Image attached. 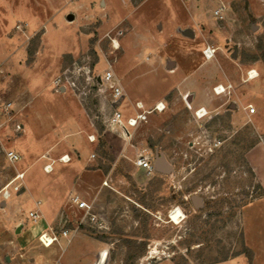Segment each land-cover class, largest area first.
Listing matches in <instances>:
<instances>
[{"label": "rangeland", "instance_id": "1", "mask_svg": "<svg viewBox=\"0 0 264 264\" xmlns=\"http://www.w3.org/2000/svg\"><path fill=\"white\" fill-rule=\"evenodd\" d=\"M183 1L196 9L201 4L0 0V264H55L63 250L85 248L98 250L86 264H95L100 252H106L104 264H264V88L257 105L254 87L246 85L251 71V78L260 76L257 65L264 70V0H219L236 27L223 48L226 58L239 72L246 68L245 81L235 83L242 102L228 94L219 113L199 116L170 90L163 111L148 114L134 135L117 138L103 131L108 90L83 70L73 72L89 66L92 76L111 68L128 93L122 108L132 113L140 92L153 97L172 80L129 78L123 72L128 57L138 63L146 40L186 37L180 31L192 28L189 22L168 32L162 26L189 17ZM63 71L77 83L59 90L54 80ZM61 102L71 106L76 123H67ZM250 106L255 111L248 116ZM7 150L19 159L9 161ZM137 151L147 154L152 174L135 165ZM70 192L91 204L94 219L70 204ZM34 209L36 221L28 215ZM175 209L178 222L170 218ZM50 228L81 233L83 246L78 239L68 245L61 235L43 245L39 235Z\"/></svg>", "mask_w": 264, "mask_h": 264}, {"label": "crops", "instance_id": "2", "mask_svg": "<svg viewBox=\"0 0 264 264\" xmlns=\"http://www.w3.org/2000/svg\"><path fill=\"white\" fill-rule=\"evenodd\" d=\"M218 1L219 0H201V4L197 9L194 8L193 5H190L189 3L183 1V6L185 5L186 9L188 10L187 12L189 13V17L178 15L175 16V18L172 20L168 21L167 19L165 23L162 24V26H164V30L168 32L172 31L173 28L175 29L177 27H181L180 25H182L183 23L189 22L192 28H185L180 31L181 34L186 37L180 38L181 35L176 33L174 34L176 38L172 41L167 40V35H163L159 39L156 38L155 41L146 40V42L142 44H144V47H146L147 49L142 50V56L137 59L139 61L138 63H134V61L132 60V55L131 57H128V65L126 69L123 70V72L129 78L135 79L139 77H149L151 75H155L158 78H161V75H163L164 78L167 77L168 80H172L169 87H166L165 89V86L163 88L159 87V93L153 97H149L140 92L141 97L134 100L133 109L134 104L137 101H140L143 104L144 108H151L156 102L161 101L165 104L166 108L164 95L170 90H176L178 91V93H181L186 99L188 106L194 111L201 108L199 110L204 111L202 115H208V113L211 111L219 113L220 109L224 107V97L228 94H234L236 102H242V93L238 91L235 83H239L240 78L244 79L245 81L244 70L246 68L242 69V71L239 72L237 68L226 58L227 56L223 48H225V46L227 45L226 41L232 39L231 32H235L236 27L230 28V24L227 23V21H229L228 16L230 15V12L227 9L228 7L226 1H219L220 4H218V6L213 11L211 10V4L217 3ZM203 2L209 4L206 7V10H201V5ZM251 11L253 13H256L257 15L259 13L258 8L255 6H252ZM150 13L153 14L154 11L148 12L147 16L149 18L152 17L149 15ZM214 17L223 19L224 24L219 25L217 24V22H213ZM174 24L177 25L174 26ZM143 26L146 30H149V25L146 26L143 24ZM201 26H203L204 28ZM141 34L144 35L145 33ZM206 47H209V49L215 48L211 56L204 55L203 50ZM61 51L62 50H60L58 53H60ZM153 51H156V53L154 55H149V53H152ZM133 64L138 66L134 68L135 66ZM164 65L168 69H171V71L162 72L160 69ZM256 69L260 73V76H258V78H247L246 85L254 87L255 92L257 93V96H254V100H256L257 102H255L257 103V105H259V102H261V96H258V94H261V91L264 88V70L260 65H257ZM115 76L118 78L116 74ZM218 85L220 87H223L224 90L215 91L214 87ZM122 87L126 96V94L128 93L123 85ZM218 100H220V102H218ZM146 101L151 103H147ZM60 104V109L64 112V116L67 118V123H76V119H74L70 114L69 107L71 106L66 102H61ZM231 106L232 108H234V104H231ZM198 111H196L195 114H197ZM254 111L250 112L247 108L246 115L250 116L254 113ZM134 132L135 130L132 131L133 135ZM90 134L95 136L93 133ZM83 152L84 155L82 158L86 159L87 153L85 154V151ZM138 153L145 154V152L137 151L135 156ZM72 193L74 192H70L69 196ZM34 210L38 212V209ZM81 236V233H77V231H74V233H72L71 235L68 232V234L63 237H66L68 239V245L71 244L74 239H78L80 241V244L83 246L84 242L82 241ZM99 247L100 246L98 244L93 245L94 249H97ZM93 251L97 252L98 250H88L87 248L77 251L63 250L60 263L86 264L87 262L85 261L89 260L88 256L89 254L93 255Z\"/></svg>", "mask_w": 264, "mask_h": 264}, {"label": "built area", "instance_id": "3", "mask_svg": "<svg viewBox=\"0 0 264 264\" xmlns=\"http://www.w3.org/2000/svg\"><path fill=\"white\" fill-rule=\"evenodd\" d=\"M203 53L205 56H211L213 53V49H209V47H206L203 50ZM77 69L78 70H73V72L75 71V73H78L79 75V72L83 70V73L87 78L94 80L97 85L103 86L106 90H108L109 113L102 119L103 131L114 135L117 138L122 139L129 137L132 134V131L139 124L146 121L148 114L153 111H162L165 108V104L161 101L156 102L151 108H144L143 104L140 101H137L134 104L133 112L130 114H126L122 108L123 101L125 99V93L119 79L115 76L111 68H108L101 73H94L92 74V76L90 74L91 71L89 66H82ZM76 83L75 81L69 79L65 71H63L62 74L54 80V84L58 87L59 90H65L67 87L76 85ZM218 88H220L219 85L215 86L214 90L217 91ZM222 89L224 90V88ZM248 109L250 112L254 111V108L252 106H250ZM89 139L94 140V136L90 135ZM5 154L6 158L11 162L19 159V155L13 150H7ZM134 163L137 167L144 169L149 174H152L154 172V166L151 165L150 159L148 158L147 154L138 153L136 155ZM49 167L50 164L46 165L45 169ZM69 202L78 210H82L85 213L91 214V204H89L80 193H72L69 196ZM28 215L34 221L38 220L39 218V213L36 210H31ZM94 217V214H91V219H94ZM67 234V229H62L60 231V234H57L55 231H53L52 228H50L49 231L40 233L39 241L43 245L48 246L51 243L58 241V237L60 235L66 236ZM55 264L60 263L56 262Z\"/></svg>", "mask_w": 264, "mask_h": 264}, {"label": "water", "instance_id": "4", "mask_svg": "<svg viewBox=\"0 0 264 264\" xmlns=\"http://www.w3.org/2000/svg\"><path fill=\"white\" fill-rule=\"evenodd\" d=\"M66 19L71 21L74 19V15L72 13H68L66 14ZM99 80V78H98ZM156 168H158L159 170H164V167L161 165V162L159 160L156 161ZM19 228H16V232H18ZM96 263L95 264H104L105 259H106V252L105 254H101L99 253L98 256L96 257Z\"/></svg>", "mask_w": 264, "mask_h": 264}, {"label": "bare ground", "instance_id": "5", "mask_svg": "<svg viewBox=\"0 0 264 264\" xmlns=\"http://www.w3.org/2000/svg\"><path fill=\"white\" fill-rule=\"evenodd\" d=\"M254 76H256L255 70H253V71H251V72L249 73V77H250V78H251V77H254ZM222 88H223V87H220V88H218V90H221V91H222V90H223ZM200 114H201V112L199 113V115H200ZM65 158H66V156H65ZM20 176H23V174H20ZM180 215H181L180 210L175 209V210H173V211L171 212L170 218H171L172 221L178 222Z\"/></svg>", "mask_w": 264, "mask_h": 264}, {"label": "flooded vegetation", "instance_id": "6", "mask_svg": "<svg viewBox=\"0 0 264 264\" xmlns=\"http://www.w3.org/2000/svg\"><path fill=\"white\" fill-rule=\"evenodd\" d=\"M199 112H201V114H200V115H202V114L204 113V111H203V110H199V111L197 112V115H199V114H198ZM200 115H199V116H200Z\"/></svg>", "mask_w": 264, "mask_h": 264}]
</instances>
